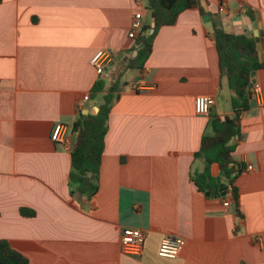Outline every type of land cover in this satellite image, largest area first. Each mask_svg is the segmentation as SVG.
<instances>
[{"label": "crops", "instance_id": "obj_1", "mask_svg": "<svg viewBox=\"0 0 264 264\" xmlns=\"http://www.w3.org/2000/svg\"><path fill=\"white\" fill-rule=\"evenodd\" d=\"M199 3L226 33H262L261 56L264 0ZM137 13L153 27L140 0H0V240L29 264H264V67L253 73L261 99L241 115L232 154L241 167L238 204L218 191L198 192L191 177L204 164L194 154L208 117L195 114L194 99L212 97L221 119L233 111L196 9L158 30L141 71H125L108 116L98 191L89 200L70 197V152L51 142V131L62 124L73 135L79 115H94L99 101L90 90L101 72L90 60L98 50L113 54L101 74L109 87L135 55L128 32ZM210 174L226 186L216 165ZM125 227L144 232L140 257L121 253ZM166 236L184 240L175 259L158 256Z\"/></svg>", "mask_w": 264, "mask_h": 264}, {"label": "trees", "instance_id": "obj_2", "mask_svg": "<svg viewBox=\"0 0 264 264\" xmlns=\"http://www.w3.org/2000/svg\"><path fill=\"white\" fill-rule=\"evenodd\" d=\"M153 19V27H143L137 38L133 51L135 55L125 61L111 85L105 88L102 78L98 76L90 90V98L96 102L98 112L95 115H79L72 125L75 137L70 151L71 169L68 177L69 195L76 199H91L98 191V173L104 149V138L107 132V121L113 104L119 99L121 89L126 85L122 81L127 70L143 69V65L152 51L154 37L158 30L173 26L178 16L186 11L196 9L201 16H206L199 0H140ZM214 46L218 53L219 71L227 81L231 96L232 117L219 118L212 111L208 115L206 130L202 135L200 148L194 158L203 161L200 173H194L191 182L198 192L206 194L218 191L216 178L211 176L210 167L216 165L220 177H224L227 195L238 204V192L235 180L241 173V167L234 163L232 154L235 150V139L240 136L241 115L250 109L248 86L250 75L264 67L259 60L256 43L253 37L226 33L213 23ZM152 31V32H150ZM224 199V198H223ZM0 264H29L26 257L13 250L7 241L0 240Z\"/></svg>", "mask_w": 264, "mask_h": 264}, {"label": "built area", "instance_id": "obj_3", "mask_svg": "<svg viewBox=\"0 0 264 264\" xmlns=\"http://www.w3.org/2000/svg\"><path fill=\"white\" fill-rule=\"evenodd\" d=\"M239 12L244 14L246 12L245 7L242 5L239 7ZM219 13L227 16V10L224 7H220ZM143 28L142 15L137 13L134 15L130 29L128 32V38L134 40L137 38ZM264 57V51L261 52V58ZM114 56L108 50H98L91 58L90 64L96 68L99 72H102L107 65L112 64ZM139 89V86L134 88ZM250 99L260 101L261 93L260 87L257 84H252V88L249 89ZM214 106V99L209 96H197L194 99V111L195 114L202 117H208L211 108ZM50 140L54 144H59L65 151L70 152L75 141L74 135H70L67 131V127L62 124H56L52 131ZM249 170L252 168L249 166ZM229 200H224L223 207H228ZM120 250L123 255L130 257H140L143 252L144 244V232L137 228L125 227L121 231L120 235ZM184 247V240L176 236L164 237L158 249V256L165 259L177 258Z\"/></svg>", "mask_w": 264, "mask_h": 264}, {"label": "water", "instance_id": "obj_4", "mask_svg": "<svg viewBox=\"0 0 264 264\" xmlns=\"http://www.w3.org/2000/svg\"><path fill=\"white\" fill-rule=\"evenodd\" d=\"M203 22L206 24V27L208 28L209 33L211 35H213L214 30H213V27H212V24H211L210 16L209 15L204 16L203 17ZM261 37H262V33H254V40H255V43H256V49L258 51V58H259L260 61L262 60V58H261V56L259 54V43L261 41ZM250 78H251V83L248 86V90L252 88V84L254 83L253 73H251ZM97 112H98V108H95V109L92 110V113H94V115L97 114ZM86 114H88V111L85 110L84 111V115H86ZM216 182L220 183V179L217 178ZM226 194H227V187L222 185V184H220L219 188H218V193L216 194V197L217 198L225 197ZM206 195L210 196L209 193H206Z\"/></svg>", "mask_w": 264, "mask_h": 264}]
</instances>
